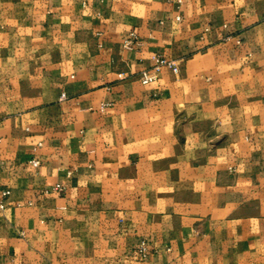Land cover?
I'll return each instance as SVG.
<instances>
[{
    "label": "crops",
    "instance_id": "crops-1",
    "mask_svg": "<svg viewBox=\"0 0 264 264\" xmlns=\"http://www.w3.org/2000/svg\"><path fill=\"white\" fill-rule=\"evenodd\" d=\"M0 264H264V0H0Z\"/></svg>",
    "mask_w": 264,
    "mask_h": 264
},
{
    "label": "built area",
    "instance_id": "built-area-1",
    "mask_svg": "<svg viewBox=\"0 0 264 264\" xmlns=\"http://www.w3.org/2000/svg\"><path fill=\"white\" fill-rule=\"evenodd\" d=\"M180 1V0H178ZM137 42V35L134 32H130L124 39H123V46L130 48L133 46V44H135ZM153 60H154V64L152 69L153 70H157L160 67L163 66H167L169 67L173 72H177L178 68L177 66L174 64V62L172 60L166 59L165 57L161 56V55H154L153 56ZM154 78L153 75H151L148 71H143L142 72V77H141V81L143 83H147L149 81H151ZM61 97H65V94L62 93ZM105 106V105H103ZM30 163L34 166L39 164V161L35 158H31L30 159ZM54 189L56 190H61V186L60 185H55ZM3 194H8V191L5 190L3 192ZM138 252L141 254V256H146L147 254V246L145 242H142L139 246H138Z\"/></svg>",
    "mask_w": 264,
    "mask_h": 264
}]
</instances>
